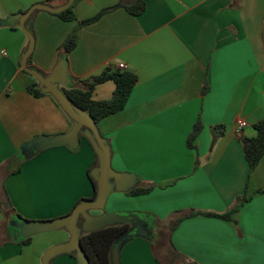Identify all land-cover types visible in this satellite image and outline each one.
<instances>
[{
	"label": "crops",
	"instance_id": "obj_1",
	"mask_svg": "<svg viewBox=\"0 0 264 264\" xmlns=\"http://www.w3.org/2000/svg\"><path fill=\"white\" fill-rule=\"evenodd\" d=\"M119 1L79 0L73 9L76 21L68 22L38 11L27 24L34 38L30 66L50 76L77 22ZM143 1L139 16L117 8L80 27L76 47L66 55L70 81L110 65L122 64L136 75L124 109L99 121L97 129L109 149L110 169L129 176L131 189L153 186L138 196L113 190L104 208L89 214L128 213L163 223L190 212L225 214L246 195L249 200L231 219L185 218L169 240L196 264H264V155L249 172L242 149V138L254 137V124L264 118V0ZM65 3L0 0V202L8 198L9 219L52 221L94 194L87 171L96 154L82 135L76 150L46 148L23 159L18 174L6 170L30 141L71 129L50 95L27 93L31 79L20 60L28 39L12 18L34 4L55 8ZM114 88L112 82L98 85L93 99H110ZM238 120L246 122L240 135ZM197 121L202 130L195 149H189L186 140ZM215 125L224 127L223 136L214 134ZM8 220L0 208V264H42L48 249L70 238L59 229L36 234L24 245L6 238L2 228ZM154 233L141 226L140 236L122 246L119 264H159L152 252ZM50 264L77 262L62 254Z\"/></svg>",
	"mask_w": 264,
	"mask_h": 264
},
{
	"label": "trees",
	"instance_id": "obj_2",
	"mask_svg": "<svg viewBox=\"0 0 264 264\" xmlns=\"http://www.w3.org/2000/svg\"><path fill=\"white\" fill-rule=\"evenodd\" d=\"M50 1V0H47ZM79 0H74L73 4L63 12L58 14H54V16L58 17L62 21H76V17L74 14V6ZM129 0H120L115 6L104 9L99 12L94 17L77 22L75 28L68 34L63 43L60 46L61 54L60 59H64L66 61V55L70 53L77 44V31L80 27L86 26L96 22L102 15L108 13L117 8H123L127 13L132 16H139L145 11V3L143 0H134L133 3H128ZM38 11L33 12L30 17L25 22L29 23L30 19L34 14ZM28 31L33 36L31 28L27 27ZM27 66L37 72L40 73L37 69L30 66V56L26 62ZM27 74V73H26ZM42 75V73H40ZM30 77L31 82L26 87V91L28 94L33 96L34 98H39L44 96L41 89L38 87L37 81L27 74ZM70 85L66 88H62L61 92L63 96L68 100V102L77 110L81 112H85L89 118L92 120L93 124L97 129V123L102 119L114 115L124 109L128 98L131 94L132 89L135 87L137 83L136 75L127 70L115 68L113 66L105 67L99 74L85 78V79H71ZM105 82H112L114 84V91L112 96L108 100L97 101L93 99V94L96 87ZM205 91V88L202 92ZM57 104V103H56ZM67 117V116H66ZM69 123L72 125V121L67 117ZM255 131V136L252 138H242V149L245 160L249 167V172L253 171V169L257 166L260 159L264 155V118L254 124L253 126ZM98 130V129H97ZM202 130V125L200 121H197L190 134L186 140V146L189 149H195V141ZM224 127L222 125H215L212 127V131L214 134L218 136H223ZM69 149V148H68ZM24 160L21 156H15L13 159L6 163L7 175L18 174L20 172L21 163ZM97 157L94 161L93 166L88 169L87 177L90 181V184L93 187L94 194L90 199H81L79 200L73 209L80 202H87L94 200L96 196V183L90 175V172L93 168L97 167ZM153 189L152 185L148 186H140L126 193L128 196H138L149 193ZM249 198L246 195L238 197L236 199L235 205L228 210L225 214H213V213H198V212H190L187 214L179 215L174 217L172 220L167 222H160L158 220H150L148 222V226L154 230V240L151 242L152 244V252L156 261L159 264H196L193 261L186 258L181 253L177 252L170 240L169 236L174 231V229L178 226V224L185 218L204 215L208 217L220 218L224 220L231 219L232 215L238 211V209L247 201ZM9 204L8 198L5 196V200L0 202V208L4 214L5 220L9 219V212L12 210L11 206L9 209H5V204ZM72 209V210H73ZM71 210V212H72ZM70 212V213H71ZM68 213L67 215H69ZM133 214H127V216H131ZM18 220H21L19 216H17ZM130 225L125 223L123 225H116L107 227L101 230H97L90 233H82L79 237V242L82 248V252L86 258L88 264H111V252L115 247L116 241L129 232ZM5 231V235H7V239L11 240L13 238L14 232L9 230V227H3L2 231ZM7 240V241H8ZM31 238H20V242L24 245L29 244ZM4 241L2 240V244ZM160 244H162L160 246ZM158 245L160 247H158ZM157 246V249L155 247ZM159 248V249H158ZM71 257H74L73 253L69 254Z\"/></svg>",
	"mask_w": 264,
	"mask_h": 264
},
{
	"label": "water",
	"instance_id": "obj_3",
	"mask_svg": "<svg viewBox=\"0 0 264 264\" xmlns=\"http://www.w3.org/2000/svg\"><path fill=\"white\" fill-rule=\"evenodd\" d=\"M74 0H66V3L60 7H49L44 4H34L25 13L12 17L19 21V27L28 39V46L20 60L22 70L33 77L42 93L50 95L64 114L72 121L69 132L54 137H40L24 145L21 149V156L24 160L30 159L43 149L65 146L70 150H76L79 135L88 139L92 146L98 165L90 172L91 177L96 183V196L94 200L80 202L69 215L43 222H25L16 219L15 239L29 238L36 234L54 232L64 229L69 234V241L65 244L53 246L46 251L42 258V264H50V261L62 254L73 253L77 264H88L82 252L79 237L82 233H90L107 227L130 225L129 232L120 237L111 252V264H119V253L122 246L133 237H138L141 226L147 227V219L139 215L121 216L118 214H102L98 216L90 215V211H99L104 208L106 199L113 190L118 192H129L131 189L130 177L124 174L113 172L109 166V149L105 141L101 138L98 130L92 120L85 112L75 109L63 96L58 85L65 88L70 85L67 78L66 61L61 59L54 68L50 76L46 77L31 70L26 62L31 55L34 47V38L28 31L25 22L35 11H44L50 14H58L68 9ZM8 207V205H6ZM149 235V232H148Z\"/></svg>",
	"mask_w": 264,
	"mask_h": 264
},
{
	"label": "rangeland",
	"instance_id": "obj_4",
	"mask_svg": "<svg viewBox=\"0 0 264 264\" xmlns=\"http://www.w3.org/2000/svg\"><path fill=\"white\" fill-rule=\"evenodd\" d=\"M122 195H124V194H122ZM125 196V195H124ZM114 214H118V213H114ZM127 214L128 213H123V214H118V215H121V216H127ZM107 215H110V214H107ZM19 218L21 219V221H25V222H43V221H33V220H28V219H24V218H22L21 216H19ZM7 227H9V230L11 231V232H16V229H17V226H16V223H15V220L14 219H9L8 220V223H7ZM149 231V238L151 239V234H150V229L148 230ZM153 237H154V235H153ZM154 240V238L152 239V241ZM162 244H160V246H161ZM159 245H158V247H160ZM163 246V245H162ZM155 247V246H154ZM156 249H157V246L155 247ZM159 249V248H158Z\"/></svg>",
	"mask_w": 264,
	"mask_h": 264
},
{
	"label": "built area",
	"instance_id": "obj_5",
	"mask_svg": "<svg viewBox=\"0 0 264 264\" xmlns=\"http://www.w3.org/2000/svg\"><path fill=\"white\" fill-rule=\"evenodd\" d=\"M118 68L119 69H124V65H118ZM236 134L240 135L241 133V130L246 126V122L243 121V120H238L237 123H236Z\"/></svg>",
	"mask_w": 264,
	"mask_h": 264
}]
</instances>
